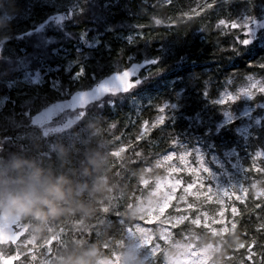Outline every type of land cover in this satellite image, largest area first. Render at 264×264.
Listing matches in <instances>:
<instances>
[{
    "label": "trees",
    "instance_id": "obj_1",
    "mask_svg": "<svg viewBox=\"0 0 264 264\" xmlns=\"http://www.w3.org/2000/svg\"><path fill=\"white\" fill-rule=\"evenodd\" d=\"M209 3L0 0V163L57 162L61 145L79 160L107 140L110 152L119 153L112 171L127 190L87 232L77 230L74 218L53 226L47 244L27 243V231L16 242L0 243L6 255L17 246L24 253L11 264H52L59 247L77 240L116 248L135 242L146 264H162L169 246L190 245L209 247L208 264H264V173L248 171L253 163L264 165V91H257L264 89V27L243 43L249 26L264 18V0ZM61 16L68 18L56 22ZM221 20L244 27L232 29ZM136 66L135 87L77 110L82 116L72 128L47 136L33 124L49 107ZM253 81L260 85L251 88ZM228 97L234 99L221 103ZM96 128L103 136L94 135ZM201 163L207 173L199 171ZM149 194H155L154 208L135 221L120 215L126 204ZM221 212L224 224L218 223ZM181 215L188 219L176 224ZM195 217L201 225L191 224ZM140 226L144 233L136 232ZM224 227L229 231H220ZM248 248L255 253L251 261Z\"/></svg>",
    "mask_w": 264,
    "mask_h": 264
},
{
    "label": "clouds",
    "instance_id": "obj_2",
    "mask_svg": "<svg viewBox=\"0 0 264 264\" xmlns=\"http://www.w3.org/2000/svg\"><path fill=\"white\" fill-rule=\"evenodd\" d=\"M94 135L103 136V132L96 128ZM112 157L107 140H102L79 160H73L70 150L61 145L57 162L37 164L28 160L19 166L15 162L0 163V230L21 225L32 239L47 241L53 226L76 218L80 225L77 230L87 232L101 211L115 207L117 197L127 195L126 187L112 171ZM154 195L126 204L120 215L135 221L156 206ZM184 255H187L184 250L169 246L162 264H173V258L179 264ZM52 264H146V261L135 242L116 248L108 241L77 240L59 247Z\"/></svg>",
    "mask_w": 264,
    "mask_h": 264
},
{
    "label": "rangeland",
    "instance_id": "obj_3",
    "mask_svg": "<svg viewBox=\"0 0 264 264\" xmlns=\"http://www.w3.org/2000/svg\"><path fill=\"white\" fill-rule=\"evenodd\" d=\"M68 16H61L55 21L62 22L64 19H67ZM264 27V18L261 21H255L252 25L249 26L246 34H248L250 37L247 39L249 41L253 40L258 31L259 28ZM2 50V45H0V53ZM140 67L136 66L133 67L131 70H129L132 73L131 80L133 82V77L137 75L139 72ZM118 75L113 76L101 84H99L95 89L76 94L71 100L57 103L45 111H43L41 114L37 115L33 119V124L42 128L45 135H51L54 133H61L64 132L70 128H72L81 118L82 113H77V110L83 109L90 105L93 102L101 100L103 97L111 94H119L123 92H127L123 90L122 85L119 84V81L116 79ZM40 79H37L38 81ZM258 81H253L251 83V88H257L259 86ZM102 88H108L109 91H103ZM129 91V90H128ZM257 91H262L261 87ZM178 185V184H177ZM159 186H163V180L160 181ZM11 231L16 232L18 229L16 226H13ZM2 232V230H0ZM26 232V230L19 235L16 240L18 241L21 236ZM8 231L4 232V241L2 243H9L12 241H8ZM182 250L187 252V255H184L180 258L179 261L184 260L185 258L189 257L193 251V246H181ZM201 253L207 258V261L210 259L211 255L209 253V247H205L203 249H199ZM12 262V260H11ZM173 264H176L175 259L173 258Z\"/></svg>",
    "mask_w": 264,
    "mask_h": 264
},
{
    "label": "snow or ice",
    "instance_id": "obj_4",
    "mask_svg": "<svg viewBox=\"0 0 264 264\" xmlns=\"http://www.w3.org/2000/svg\"><path fill=\"white\" fill-rule=\"evenodd\" d=\"M214 4H215V0H213V3L207 4L206 7L212 8L214 6ZM186 15H187V13H186ZM219 23H220V25H226V26H228V27H230L232 29H237V28L244 27L243 25H240V24H237V23H234V22L229 24V22L227 20H221ZM243 43L244 44H248V43H250V41L249 40H244ZM131 76H132V73L130 71L125 70L121 74H119L117 76V78H116L119 81V84L122 85L124 91H128V90L132 89L133 87H135V84L131 80ZM102 90L103 91H109L110 89L102 88ZM262 91H264V89H262ZM233 99H234V97H228L225 100H222L221 103L227 104ZM163 111L164 110L161 109V113H163ZM164 119H165V117L162 116L160 118V123H163ZM112 154L114 156L115 155H119V153H116V152H114ZM174 155L175 154H173V156ZM187 156H189V155L184 154V156L181 157V159H185L186 163H187V160H186ZM165 158L166 159H171L172 156H166ZM191 171H193L195 173L197 170L196 169H191ZM199 171L207 173V169H205L203 167L202 163L200 164ZM248 171L249 172L255 171V172L264 173V165L258 166L256 163H253L250 166V168L248 169ZM196 178H197L198 181H201V177L199 175H197ZM143 184L147 185L148 181L144 180ZM201 186H203L202 183H201ZM252 186L256 187L255 184H253ZM158 187H159V182H158ZM188 187L191 188L192 184H189ZM217 190L220 191L219 189H217ZM241 190L244 191V192L247 191V189H244L243 187H241ZM223 191H225V193H227V190H223ZM260 195L264 196V192H261ZM170 198L171 197L169 196V197H167L165 199L164 206L159 209V212L163 213L165 208L168 207V199H170ZM239 198L240 197H237V199H239ZM188 207L191 208L192 205L189 204ZM260 207H261L260 204H256V208H260ZM108 211H109V209H104L105 213H107ZM232 211H233V214H236L237 209L233 208ZM141 219H143V217ZM186 219H188L187 216H184V215L178 216L176 218L175 223L179 224L181 221L186 220ZM149 222H151V221H149ZM201 223H202L201 217H195V218L191 219V224L192 225H201ZM218 223H221V224L225 223L224 220H223V213L222 212H221V218L219 219ZM204 226L207 227L206 224ZM231 227L234 229L236 227V224L233 222ZM260 227L264 228V224H261ZM16 228L18 229V231H16V232L11 231L12 228H9L8 230H2V232H0V243H2L4 241V232L5 231H8V237H7L8 241H12V242H14L16 240V238L25 231V228L23 226H21V225H16ZM61 231H63V229H61ZM144 231H145V229L142 228L141 226L136 228V232H138V233H144ZM210 231H211V234H215V235L219 236L220 235V231L226 233V232L229 231V229L227 227H224L220 231H217L215 229H211ZM189 235H186L185 237H187ZM141 237L143 239V243L144 244L149 245L151 243V237L150 236L141 235ZM53 238L55 239V237H53ZM169 238H170V234H168V233H166L163 236V239L165 241H167ZM33 242H34V239L27 241V243H29V244H31ZM45 243L47 244L48 242L46 241ZM252 243L254 245L255 241H252ZM238 246L240 248H244L245 247V245L243 243H240ZM152 247L154 248L155 251H158L160 249V245L159 244H154V245H152ZM47 251L50 253L52 251V249L48 248ZM30 252H31V250L29 249V253ZM248 253H249L248 260L251 261L253 256L255 255V253L252 252L251 248H248ZM23 254L24 253H22L20 251L19 246H17V249L14 250V254L13 253H9V254L6 255L3 251H0V261H3V264H11V260L18 259ZM35 260H36V256L35 255H31V261H35ZM22 264H23V262H22ZM29 264H30V262H29ZM45 264H48V261H45ZM179 264H208V261H207V258L201 253V251L198 248H194L192 253H191V255L189 257L185 258L184 260L179 261Z\"/></svg>",
    "mask_w": 264,
    "mask_h": 264
}]
</instances>
